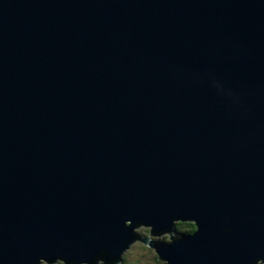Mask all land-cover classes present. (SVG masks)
Instances as JSON below:
<instances>
[{"label":"water","instance_id":"obj_1","mask_svg":"<svg viewBox=\"0 0 264 264\" xmlns=\"http://www.w3.org/2000/svg\"><path fill=\"white\" fill-rule=\"evenodd\" d=\"M136 240L264 263V0H0V264Z\"/></svg>","mask_w":264,"mask_h":264},{"label":"rangeland","instance_id":"obj_2","mask_svg":"<svg viewBox=\"0 0 264 264\" xmlns=\"http://www.w3.org/2000/svg\"><path fill=\"white\" fill-rule=\"evenodd\" d=\"M183 227L186 226L184 225ZM186 229H189V227H186ZM138 231L143 237L150 236L151 239L160 238L170 240V233H163L160 236H153L151 233H149V228L145 229V227H140ZM124 258L127 264H163V261L157 256L155 248L145 244L140 240L134 241L128 247V249L124 252ZM58 262L55 264H58Z\"/></svg>","mask_w":264,"mask_h":264},{"label":"trees","instance_id":"obj_3","mask_svg":"<svg viewBox=\"0 0 264 264\" xmlns=\"http://www.w3.org/2000/svg\"><path fill=\"white\" fill-rule=\"evenodd\" d=\"M178 223H179V222H178ZM184 225H185L186 227H189V229H186V227H183ZM177 227H178V229L181 230V231L186 230V232H188V231L195 230L196 225H195L194 222H180V223L178 224ZM124 259H125V258H124ZM42 264H47V263H42ZM58 264H65V263L62 262V261H59ZM122 264H127V263H126L125 260H124Z\"/></svg>","mask_w":264,"mask_h":264},{"label":"flooded vegetation","instance_id":"obj_4","mask_svg":"<svg viewBox=\"0 0 264 264\" xmlns=\"http://www.w3.org/2000/svg\"><path fill=\"white\" fill-rule=\"evenodd\" d=\"M179 223H180V222H179ZM179 223H176V227H175L176 234H178V233H182V232H186V230L181 231V230L178 229L177 226H178ZM192 231H193V230H192ZM188 232H191V231H188ZM149 233H150V231H149Z\"/></svg>","mask_w":264,"mask_h":264},{"label":"bare ground","instance_id":"obj_5","mask_svg":"<svg viewBox=\"0 0 264 264\" xmlns=\"http://www.w3.org/2000/svg\"><path fill=\"white\" fill-rule=\"evenodd\" d=\"M178 222H187V221H178ZM178 222H177V223H178Z\"/></svg>","mask_w":264,"mask_h":264}]
</instances>
